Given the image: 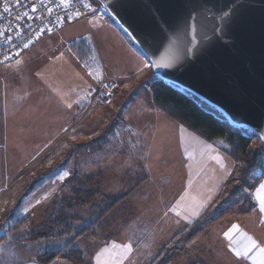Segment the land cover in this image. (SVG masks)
I'll list each match as a JSON object with an SVG mask.
<instances>
[{
  "label": "crops",
  "instance_id": "obj_1",
  "mask_svg": "<svg viewBox=\"0 0 264 264\" xmlns=\"http://www.w3.org/2000/svg\"><path fill=\"white\" fill-rule=\"evenodd\" d=\"M102 12L103 14L95 12L88 20L81 19L87 23L91 22V37L86 38V44L81 50H79L81 46L78 44L74 53L70 52L75 57L74 59L69 56L63 57V55H67L64 51L65 47L70 48L69 45L74 43L71 42L64 47L61 42L62 38L59 35L65 24L58 34L39 39L12 62L5 64L8 67L11 66L7 70L11 73L18 69V66L28 68L26 72L24 71L26 75H24L23 85L19 84L20 82L16 84L17 82L11 79L7 73L1 76V79L5 76L8 79L7 83L9 84L6 86V91H3V95L4 99L9 102L5 105L4 110H0V117L4 119L3 123L6 126L0 136H11V138L15 136L13 141L16 142L28 137L27 141L29 142L28 145H22V148L13 146L12 148H15L8 151L16 163L15 168L13 167L10 171L11 182H16L24 176L36 163H40L41 168H38L33 174L38 178L45 177L47 166L42 163L49 159L43 158L42 155L52 144L57 143V148L60 147V150L57 151L58 153L56 152V156L59 159L56 160V166L52 167L51 171L57 173L56 167L69 172V175L63 180L57 179L60 185L59 189L53 188L52 193L48 195L49 200L45 199L48 203H51L54 198H59V203H62L65 198L70 200L79 189H86L88 192V203L96 195L105 201L131 195L137 208L121 212L120 215L126 217L115 218V220L157 222L154 229L163 230L164 236L168 234L170 237L178 236L179 232L196 229L194 236H199L192 240V247L187 252L188 257L184 264H261V261H264V255L260 253L259 248H264V213L260 211L255 192L259 183H264V179L257 185L255 184L253 192H248L246 197L248 209L246 211L238 208V212L232 213L231 216L205 213L217 201L219 193L225 187L228 177L232 173L231 162L233 163V161L230 159L231 157L216 142H206L195 134L186 132L187 130L182 126L166 117L153 106L154 102L151 100V96L149 101L136 98L139 90L141 89L140 93H143L145 92L143 89L147 87V83L144 84L150 73L149 68L145 67L147 60L109 16L104 11ZM75 20L78 19L72 21ZM78 40L80 39L76 41ZM92 44L95 47L93 50L91 49ZM60 48H63L61 52ZM79 52H83V58L78 57ZM17 60L21 61L19 65L16 63ZM39 61H44L46 64L41 69H36V62ZM87 64L89 68L86 67ZM13 65H17V67H13ZM76 66L88 69L91 67L100 68L102 72L99 74L100 78L115 81L120 86L118 96L112 101L113 103L97 108L107 110L106 114H109V111H114V108L123 110L119 113L122 116L121 121L125 120L129 125H136L135 140L122 136L120 143L121 146L126 145V152L119 157L109 153L105 146L94 150L89 145L87 161L84 163L80 158L78 152L81 147L84 148L81 146L83 141L97 140L96 136L92 135L95 132L93 126L85 124L82 129L78 127L86 117V105L95 94L97 83L95 82V85L92 81L93 89H90V86L87 87L88 82H85V78L80 75L77 77L74 74ZM41 78L45 79L46 85L35 86L36 80L41 81ZM131 108H135L136 113L134 111L133 114L130 113ZM100 119L101 117L94 115L89 121L96 122ZM71 126L75 127L71 136H65V132L68 133L72 130ZM53 136L56 137L55 140L52 139ZM112 138L113 136L104 141L107 147H109L108 143L112 141ZM92 143H94L93 145L97 144L96 141ZM69 146L77 151L79 159H75L74 152H72V155L67 154L68 160H64ZM138 148L140 151L134 153V150ZM215 160L218 168L223 169L228 166L230 171L226 176H224V169L219 171L217 180L212 184L200 182L205 186L204 190L211 189L212 192L204 209L199 211L198 203L194 205V200H191L192 190L193 188L197 190L199 176L204 174L208 166L211 170ZM152 162L153 164H150ZM0 165L1 173L4 166ZM131 174H135V176H131ZM143 174L153 180L154 188L141 192V190H145V187L142 186L138 189L139 191L130 189L129 192L125 181L138 183L146 177L142 176ZM84 177L86 180H83ZM115 180L119 183L114 184ZM115 186L125 192L121 190L117 194H112L111 191H114ZM26 188V185L23 186L21 197L29 196V194H25ZM5 189L0 188V198ZM150 195L155 198L151 199ZM186 195H189L188 198H185ZM105 201H102V204L109 203ZM55 203L58 201L55 200ZM185 205L190 210L184 208ZM193 210L199 211V215L193 217ZM31 211L32 209L26 212L21 211L17 215L9 214L11 215L9 220H18V222L44 220L41 219V215L38 219L33 218L35 217L34 212ZM177 213L189 216L192 223H187L184 216L177 215ZM203 214H205V219L208 217L207 222L198 226L197 229V222L204 220ZM20 217L22 219H17ZM166 221L170 223L166 225L165 229H161L160 225ZM175 221H180L178 224L180 226L173 225ZM11 225L9 223V226ZM188 225L190 226L187 227ZM11 229L13 230V228ZM167 229L170 231L167 232ZM226 233H231V239ZM252 240L259 247L251 252L250 257H237L232 251L234 247L244 250ZM24 264H29V262Z\"/></svg>",
  "mask_w": 264,
  "mask_h": 264
},
{
  "label": "rangeland",
  "instance_id": "obj_2",
  "mask_svg": "<svg viewBox=\"0 0 264 264\" xmlns=\"http://www.w3.org/2000/svg\"><path fill=\"white\" fill-rule=\"evenodd\" d=\"M88 1L89 3H91L92 8L96 9L97 12L103 14L101 9L102 4L98 0ZM90 25L91 22L87 23L81 19L69 21L66 23L64 29L59 35L60 38H62L61 42L62 44H64V47L66 45L68 46L71 42L74 43H71L69 45L70 48L65 47L64 51L67 55H63V57L67 58L69 56L73 57V59L75 58L70 52L74 53V50L76 49L78 44L79 46H81L79 50H81L86 44V38L91 37ZM77 39L80 40L76 41ZM93 47L94 45L91 46L92 50ZM62 49L63 48H60L59 51L61 52ZM82 53L83 52H79V58H83ZM10 62L0 64V110H4L5 105L9 102V100L6 101L4 99L3 95V91H6V86L9 84L7 83L8 79L6 76L5 78L1 79V76L4 73H7L9 76H11V79L17 82L16 84L20 82L19 84L23 85L25 77L24 75H26L24 71L26 72L28 70L27 67H17V65H13V67H17L18 69L13 70L12 73L8 72L7 70L11 68V66L8 67L5 64H9ZM147 63L150 64L148 60ZM45 64L46 62L39 61L36 62L35 67L36 69H41L42 66ZM86 67L89 68L88 64ZM86 67L81 68L79 66H76L74 68V74H76L77 77H79V75L80 77H84L85 82H88L87 87L90 86V89H93L92 81H94V84L96 82V89L98 90L100 84L104 80V78H100L99 76V74L102 73L101 69L92 67L88 69ZM148 68L150 73L144 81V84L147 83V87L143 89L145 90V92L140 93V89L139 92L136 94V98H142L144 100L147 99V101H149L150 96L151 100H153L152 92L150 91L152 84L157 80L155 74L151 73V71H153L152 67ZM38 84L46 85L45 79L41 78V81L37 79L35 86H37ZM118 93L119 91L114 97H112L111 102L104 106L98 104L89 109L90 102L94 99L95 94L91 99L88 100L85 110L86 117L84 118V121L79 124L78 127L82 129L84 128L85 124L93 126L92 128L95 130V132L92 135L96 136L95 138H97V140H93L92 142L96 141L97 144L93 145L94 143L89 142V139L88 141H83V144L81 146H83L84 148L81 147L80 151L78 152L82 162L85 163L87 161V158H89L87 150V147H89V145L91 146V148H94V150L98 148H103L105 146L106 148H108L107 151L109 153L113 155L116 154L115 157H119V155L126 152V145L121 146L120 143L121 139L123 138L122 136H126V138H133L135 140L134 137L137 136L136 125H129L125 120L121 121L122 116H120L119 113L123 110H118L117 108H114V111H109V114H106L107 110L104 111L97 109L98 107L109 106L111 103H113L112 101L118 96ZM153 106H155L154 103ZM133 111L135 112V108H131L129 112L133 114ZM94 115L101 117V119L96 122L93 120L89 121V119L92 118V116ZM3 121L4 119L0 117V133H3L6 127ZM70 129V131L68 130V133L65 132V136H71V133L73 129H75V127L71 126ZM250 135H253V133ZM111 136H113L112 141H108L109 147H107V144H104V141L109 139V137ZM178 136H181V134H178ZM14 138L15 136H13L12 138L11 136H0V164L4 166L2 167V171L0 173V188H6L0 198V264H24L25 262H29V264H41L39 257L43 253H47L49 251L60 253L74 244V247H78L80 248V250L83 251V260H78L79 257H76V255V258L73 259V257H71V250L74 252V254H76V250L67 249L66 253L64 255L59 256L52 264H184L185 260L188 257L187 252H189L192 247V240L195 237L199 236H194V232L196 229H192L188 232L177 231L179 232L178 236L170 237L168 236V234H165L164 236L163 230L159 231L154 229V225L157 222L115 220V218L126 217L121 216V212H125L130 208H137L136 204L133 203V198L131 195L120 199L115 198L113 200L108 201L101 200L96 195V197L90 200V203L87 202V204L78 205V209L77 207L71 209L69 208V205L65 206L66 204H64V207H62L63 211H67V216L64 214L63 215L66 217V219L59 223L57 220L45 221V218L43 216L44 213H46L45 217L47 218L48 214L52 212V209L55 205L60 207L57 203H55V200L59 202V198L52 199L51 203L47 202L49 200L48 195L52 193L53 188L57 187L59 189L60 186L59 182L57 181V173L51 171L52 167L56 166V160L59 159V157L56 155L58 153L57 151L60 150V147L57 148V143H55L54 145L52 144L50 148L43 153V158L49 159L42 163L47 166V174H45V177L38 178L36 175L33 174L38 168H41V164L36 163L28 170V172L24 176H22L16 182H11L10 171L13 169L16 163L14 161V158H12V156L10 157V152L8 151L10 149H14L16 146H18V148H22V145L29 144V142L27 141L28 137H26L25 140H22L20 142L13 141ZM52 139L55 140L56 137L53 136ZM214 142H216L221 149L224 148L225 153L229 155L227 151V144L223 140L218 139ZM262 144L264 143L257 138L252 139V147L254 149L260 148ZM13 146L15 147L12 148ZM68 148L69 151L65 153L64 160H68L67 154L70 153L72 155V152H74V158L79 159V155H77L76 153L77 151L71 149L70 146ZM136 151L139 152V148L134 150V153ZM230 159L233 161V163L230 161L232 164V173H230L225 187L219 193L217 201L214 202L212 206L208 208V210L205 212L206 214H211L212 212V214H227V216H231L232 213L236 214L238 212V208L246 211L248 209V205H246V197L248 196V192H253V186H255V184L257 185V183L264 179V168L258 166L255 174L249 180L248 186L241 188V184L239 185V183L237 182L240 163L233 158ZM101 161L104 160L101 159ZM259 161L263 163L264 167V158L261 157ZM150 164H153V162ZM260 164L261 163H259V165ZM55 169L59 170L56 167ZM223 169L224 176H226L227 173H229L230 171L229 167L225 166L223 167ZM223 169L218 168L215 160L211 167V170L208 166L207 169H205L204 174L201 175V177L199 176L198 180H200L197 184V190H195L194 188L192 190L191 200H194V205L201 202L205 204L209 201L210 194L212 191L211 189L204 190L205 186H203V183H214L219 176V171H222ZM131 176H135V174H131ZM142 176L146 177H144V180L142 179L138 183H128L127 181H125L129 192L131 191L130 189H136L137 191H139L138 189L142 186L145 187V190H141V192L150 191L152 190V188H154L155 185L153 180L148 179V175L146 174H143ZM83 180H86V177H84ZM115 183L118 184L119 181L115 180L114 184ZM25 185L27 187L25 194H29V196L26 195L21 197V190H23V186ZM115 187L116 188L114 189V191H111L112 194H117L118 192L123 190L118 188V186ZM237 187L241 189L238 190ZM122 192L125 191L123 190ZM188 196L189 195H186L185 198H188ZM45 197H47V201H45ZM150 197L151 199L155 198V196L153 195H150ZM37 200L40 201L39 204H37ZM102 201L109 203L102 204ZM139 202L141 203L140 200ZM184 208L190 210L187 205H185ZM31 209V212H34L35 216L33 218L38 219L41 215V219L44 220H24L19 222L18 220H9V216H11L9 214L17 215L21 211L26 212ZM60 214L61 213H59L58 216H60ZM203 215L204 221L203 223H201L202 225L207 222L205 220V214ZM17 219L22 218L20 217ZM96 220H99L96 228L86 232L87 234L79 236V234H83L81 231L84 230L85 227L94 224ZM179 222L180 221H175L173 222V225L180 226L178 225ZM9 223L12 225L9 226ZM44 223L47 224L45 228H43ZM169 223L170 222L168 221L162 222V224L160 225L162 226L161 229H165L166 225H168ZM189 226L190 225H188L187 227ZM11 228H13V230ZM166 231L168 232L170 230L167 229ZM174 238L177 240H175ZM129 245L131 246L130 250L128 248Z\"/></svg>",
  "mask_w": 264,
  "mask_h": 264
},
{
  "label": "water",
  "instance_id": "obj_3",
  "mask_svg": "<svg viewBox=\"0 0 264 264\" xmlns=\"http://www.w3.org/2000/svg\"><path fill=\"white\" fill-rule=\"evenodd\" d=\"M98 1L150 64L164 57L172 65L152 66L159 80L194 96L261 140L264 0ZM228 7L234 11L225 22L219 10ZM181 26L185 30L177 36ZM197 44L202 49L198 54Z\"/></svg>",
  "mask_w": 264,
  "mask_h": 264
},
{
  "label": "trees",
  "instance_id": "obj_4",
  "mask_svg": "<svg viewBox=\"0 0 264 264\" xmlns=\"http://www.w3.org/2000/svg\"><path fill=\"white\" fill-rule=\"evenodd\" d=\"M151 73L154 74L153 71ZM151 92L155 107L170 120L206 142H214L215 140L221 139L227 144V151L230 157L240 163L237 182L239 185L241 184V188L248 186V182L255 174L258 166L264 168L263 163L259 161L261 157L264 158V144H262L260 148L254 149L252 147V139L256 138L254 134L250 135L252 133L248 130L233 126L215 109L209 107L194 96L158 78L156 82L152 84ZM259 163L261 164L259 165ZM241 188L237 187L238 190ZM87 202L88 192L86 189H79L70 200L65 198L62 203L58 202L57 204L60 207L55 205L47 218L45 217L46 213H44L43 216L45 221L57 220L59 223L66 219L64 215L67 216V211H63L64 204H66L65 206L69 205L71 209L74 207L78 209V205L87 204ZM59 213H61L60 216H58ZM203 221L197 222V228ZM98 222L99 220H96L94 224L85 227V229L81 231L83 234H79V236L87 234L86 232L96 228ZM43 226V228H45L47 224L44 223ZM74 245L67 248L69 250H76V254L71 250V257H73V259L79 257L78 260H83V251L78 247H74ZM66 250L60 253L52 251L43 253L39 257L40 263L52 264L59 256L64 255Z\"/></svg>",
  "mask_w": 264,
  "mask_h": 264
},
{
  "label": "built area",
  "instance_id": "obj_5",
  "mask_svg": "<svg viewBox=\"0 0 264 264\" xmlns=\"http://www.w3.org/2000/svg\"><path fill=\"white\" fill-rule=\"evenodd\" d=\"M71 3L72 7L65 9L63 6H58L59 0H44L43 4L41 0H19V4H17V0H0V28L7 29V35L11 37V40H8L4 35H0V64L12 61L17 57V52L23 53L39 39L58 34L68 21L74 19L88 20L92 14L97 12L84 8L82 0H71ZM83 3H89V1L83 0ZM33 4L37 8V12L35 13L31 12V5ZM5 6L9 8L7 13L4 12ZM49 7L53 9L51 13L47 10ZM101 9L102 11L105 10L103 6ZM76 10H79L82 15L78 18L67 19ZM25 11L29 15L36 17V19L30 20L24 17L18 20L17 15L19 14L23 17ZM41 28L45 29L43 35L38 31ZM48 28L51 31H47ZM29 41H31L30 46L24 48L23 45ZM6 57H10L11 59L6 60ZM105 85H108V87H105ZM119 88L117 82L104 79L94 99L90 102L89 109L98 104L102 106L109 104ZM108 93H111V95H107Z\"/></svg>",
  "mask_w": 264,
  "mask_h": 264
},
{
  "label": "snow or ice",
  "instance_id": "obj_6",
  "mask_svg": "<svg viewBox=\"0 0 264 264\" xmlns=\"http://www.w3.org/2000/svg\"><path fill=\"white\" fill-rule=\"evenodd\" d=\"M44 0H41V3L43 4ZM17 4H19V0H17ZM233 4H235V0H233ZM58 6H63L65 9L69 8V7H72V3H71V0H59V5ZM82 6L84 8H88L90 9L91 11L95 12L96 9L92 8V5L91 3H83V0H82ZM49 13H51L53 11L52 8H48L47 9ZM9 11V8L7 6L4 7V12L7 13ZM220 15H221V18L225 21V22H228L230 21L231 19V16H232V13L234 11V8L232 7H228V8H224V9H220ZM31 12L32 13H35L37 12V8L36 6L33 4L31 5ZM82 13L79 11V10H76L72 16H69L67 17V19H72L73 17H79L81 16ZM26 17L27 19H36V17L32 16V15H29V13L27 11L24 12L23 14V17H21L19 14L17 15V19H22ZM189 17L192 19V20H195V17H191L190 13H189ZM58 19H60L58 17ZM185 24H187V20H185ZM31 27V26H30ZM184 27L181 26V28H178L177 29V36H179L183 31H184ZM196 28H195V25H192V31L195 32ZM39 33L41 35L44 34L45 32V29L41 28L38 30ZM47 31H51L50 28L47 29ZM220 32H223L224 29L223 28H220L219 29ZM0 35H4L6 37V39L8 40H11V37L7 35V29L5 28H0ZM38 38V37H37ZM193 41L196 40V36L193 35L192 37ZM30 43L31 41L29 42H26L23 47L24 48H28L30 46ZM200 51H202V49L200 48V46L197 44L196 45V53L198 54ZM17 56L20 55L19 52L16 53ZM6 60L8 59H11L10 57H6L5 58ZM17 65H19L21 63L20 60H17L16 61ZM156 67V68H160V67H171L172 65L170 63H167L165 62V58L164 57H161L160 59L156 60V61H153V63L150 65L148 63H145V67ZM105 87H108V85H105ZM107 95H111V93H108ZM68 107H71V105H68ZM261 140L262 142H264V135H261ZM69 175V172L67 171H64L63 169H60V170H57V176H58V179L60 180H63L65 177H67ZM254 187V186H253ZM255 197L256 199L259 201V206H260V211L262 213H264V183H259V187L258 189L256 190L255 192ZM45 199H47V197H45ZM40 201L37 200V204H39ZM206 205L204 203H198L197 204V208L199 209V211H202L204 209ZM173 211H175V209H173ZM199 211H196V210H193L192 212V216L195 217V216H198L199 215ZM177 215H180V213H177ZM184 220L187 221V223H192V220L189 218V216L185 215L184 217ZM226 235L228 236L229 239H231V233H226ZM130 245L128 246L129 250H130ZM259 246L256 244V242L254 240L251 241L250 245L246 246L244 250H240V249H237V248H232V251L235 253V255L237 257H244V258H248L250 257V254L253 250L257 249ZM259 251L262 255H264V248H259ZM261 264H264V261H261Z\"/></svg>",
  "mask_w": 264,
  "mask_h": 264
}]
</instances>
